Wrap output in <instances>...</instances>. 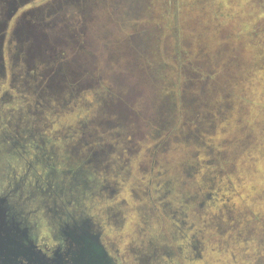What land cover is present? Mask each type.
I'll list each match as a JSON object with an SVG mask.
<instances>
[{
    "label": "rangeland",
    "instance_id": "obj_1",
    "mask_svg": "<svg viewBox=\"0 0 264 264\" xmlns=\"http://www.w3.org/2000/svg\"><path fill=\"white\" fill-rule=\"evenodd\" d=\"M11 1L0 0V20ZM50 1L57 5L54 23L36 30L26 26L27 37L20 33L9 49V23L0 25V149L6 132L15 130L16 135L8 136L20 143L27 139L25 129L43 143L42 166L52 164V149L60 146L54 138L65 139L79 131V137H71L72 144L79 138L80 144L90 141L92 148L100 146L107 158L103 162L107 171L102 173L115 194L100 204L96 196L84 202L125 264H134L130 248H146L152 241L174 252L172 264H190L177 251L190 236L208 264H264V65L259 71L253 65L256 51L260 57L264 54V36L251 41L256 48L237 49L239 67L230 81L219 74L216 84L202 87L199 79L188 76L191 66L196 68L200 60L211 70L215 60L222 67L229 52L195 58L200 45L192 32L199 23L198 17L187 15L191 0H28L25 4L43 6ZM233 1V9L248 21L253 12L246 4L253 0ZM255 2L258 11L252 20L261 16L264 5V0ZM84 4L88 26L79 10ZM206 16L210 19V12ZM230 16L213 21L221 24L220 32L226 36L232 30L239 33ZM259 25L264 26V19ZM51 55L56 60L46 70L42 62ZM60 64L78 74L71 82L76 89L68 86L64 95L51 97L44 89L50 87L49 76L40 80L42 90L28 89V81L36 85L35 67L42 65L37 71L42 75L48 71L51 78ZM110 84L120 88L112 95L117 102L113 108L122 111L123 118L109 114L103 105L107 96L102 91ZM28 112L37 118L22 117ZM21 146L25 144L15 149L20 157L4 162L17 178L24 159H33L32 150L25 149L22 156ZM36 169L39 176L46 172L39 165ZM4 184L0 182V188ZM108 218L111 222L105 225ZM46 236L44 232L40 238ZM156 264L170 263L163 259Z\"/></svg>",
    "mask_w": 264,
    "mask_h": 264
},
{
    "label": "flooded vegetation",
    "instance_id": "obj_2",
    "mask_svg": "<svg viewBox=\"0 0 264 264\" xmlns=\"http://www.w3.org/2000/svg\"><path fill=\"white\" fill-rule=\"evenodd\" d=\"M16 1L19 3H15ZM26 1L28 0H12L3 12V19L0 20V25L9 23L10 26L7 39L5 35V39L8 42L7 49H9L11 42L20 33L24 34L22 36L27 37L25 35L27 32L26 26H29L31 30H36L40 25L51 26L50 24L54 23L53 16L57 10V5L52 4L50 1L43 6H35V4H25ZM84 8H86L85 4L79 10H82L81 12L83 13L84 26H88V10H84ZM10 15L12 18H10ZM40 28L38 29L39 31L42 30ZM0 34H3L2 27ZM29 39H32L36 46L34 38ZM55 60L56 58L53 59L51 55L49 59H45L42 62V65L45 64V66H48L46 70H50ZM42 65L35 67L33 79L37 78L39 81L42 79V74L37 71L38 68V70L44 68ZM55 67L56 70H53L57 71L60 66L57 65ZM67 86L71 87V90L76 89L75 85L68 84ZM103 89L102 94L107 96L113 93L112 90L114 88L110 84V86H105ZM41 101H35V106ZM19 102L22 104L24 101L21 99ZM95 103L96 105L98 104L97 100H95ZM22 117L27 120L37 118L31 112H28L27 116L24 115ZM24 131L22 132L28 136L26 140L20 142L25 144V146L20 147V150L22 156L26 154L25 149L32 150L33 159H24V163L21 164L23 172L18 178L15 171H12L11 168H5L4 163L5 161L8 163L14 156H21V153L15 151L16 147L21 144L15 141L17 138L12 139L8 136L9 134L16 135L17 132L15 130L8 131L6 132L7 135L3 134L4 137L1 140L4 147L0 149V182L5 184L0 188L2 190L0 192V203L5 212V229L14 236L15 242L20 246L23 247L27 242H30L35 250L41 251L47 258L54 260L64 258L66 264H72L74 225L87 224V220L91 219L92 224L97 225L99 228L98 232L93 231V234H98V241L107 260V262L104 261V264H125L123 255L117 245L109 243V238H107V241L105 240L104 228L97 218L89 215L90 210L85 206L84 202L96 196L100 200L98 202L100 204L102 199L111 198L115 194L113 185L102 173V171H107V166L103 163L106 162L107 158L100 151V146L92 148L90 141H82L80 144L77 141L79 138L76 139L77 142L74 141L72 144V138L79 137V131H75V135L65 137V139L62 136L59 139L54 138V141L58 142L60 146L52 149V164L48 163L42 166L43 143L32 137L28 130L25 129ZM36 165L44 167L46 172L39 176L35 173V170H37ZM8 171L9 173L7 174L6 172ZM115 216H111L112 220L115 219ZM111 218H108L105 225L110 224ZM179 224V227H184L183 220H180ZM83 229L92 234L89 228ZM43 231L47 233V236L40 238V235L44 233ZM198 232L201 234L202 231L199 229ZM182 234H184V231H182ZM182 238L183 236L180 235V239ZM187 240L184 239L177 248L184 263L194 264L198 261H203L204 264H208L209 262L204 260L200 253L201 246L193 243L191 236ZM211 251L215 252L217 249H212ZM128 252L131 254L134 264H156L163 262V259L168 260V263L172 264L171 258L174 257L172 250L154 241L147 244L146 248L143 246L132 247ZM0 259V264H6L7 261L4 256ZM18 261H21L22 264L24 263L21 259Z\"/></svg>",
    "mask_w": 264,
    "mask_h": 264
},
{
    "label": "trees",
    "instance_id": "obj_3",
    "mask_svg": "<svg viewBox=\"0 0 264 264\" xmlns=\"http://www.w3.org/2000/svg\"><path fill=\"white\" fill-rule=\"evenodd\" d=\"M191 1H192L191 4L186 9L187 15L191 17L193 16L194 18L198 17V19L195 22L199 23V26L197 24L192 32V34L197 39L196 42L200 45V47L197 48L198 51L195 53L196 55L195 58L198 57V59L199 58L202 59V56L207 57L212 53L223 54L229 52V54L227 53V57L225 61L222 63V67H220L221 65L215 60L211 62V64L213 65V69L211 70L209 68L208 69L204 68V63L203 62L200 63V60L197 61L195 63L196 68L191 66L192 70L188 76L190 77L192 76L195 79H199V83L202 84V87L208 86L210 84H216L219 76L225 77L230 81L233 78V75L235 74L236 67H239L237 49L239 48L242 49V51H244L245 45L249 46V48H252V46L256 48L257 45L256 46L252 45L251 41H255V39L259 40V37L257 38V36H260V34L264 36V26L261 27L259 25V21L261 19H264V5H262L263 10L261 16H257V19L252 20L253 17L251 15H253L255 12L258 11V8L255 9L253 7L256 6L258 2L256 3L255 1L257 0H253L250 3H247L246 4L247 7L251 4L249 9L250 12L253 13L248 15L249 18L247 19L248 21H246L242 19L243 16L240 10L233 9L232 7V3L234 2L233 0H191ZM254 2L256 3V5L253 4ZM206 4L207 6H205ZM202 5H204V8L202 7ZM208 12H210L211 14L210 19H207L208 17L206 16ZM226 14L227 15L233 14V16H230L229 19L233 18L232 19L233 22L235 21L236 24L238 23L239 33H235L232 30L230 36H226L222 33V31L220 32L221 29L219 27L221 26V24L218 23V21L213 22L215 18H219V17L225 19L228 18L225 17ZM238 19L241 20L239 21ZM189 26L190 25H187V27ZM233 39H235V42H237L238 44H234ZM257 40L256 43L259 44ZM231 42L233 44L232 47L230 44ZM228 44H230V48ZM261 55L262 56L260 57L259 50L256 51L253 65L257 67L258 71L264 65V54ZM217 58H222V55H218ZM216 66L220 68H216ZM188 71L189 70H186V72ZM213 87H215V85L212 86V88ZM231 94L233 96H236L235 93L233 94V91H231ZM241 100L242 99H240L239 101L242 103L243 101ZM203 117H207V116L203 115Z\"/></svg>",
    "mask_w": 264,
    "mask_h": 264
},
{
    "label": "water",
    "instance_id": "obj_4",
    "mask_svg": "<svg viewBox=\"0 0 264 264\" xmlns=\"http://www.w3.org/2000/svg\"><path fill=\"white\" fill-rule=\"evenodd\" d=\"M58 66L60 67L57 68V71H55L56 69L52 71L51 78L48 71H45L42 75V78L44 76H49L50 81V87L48 86L44 88L42 85L44 89L49 91L48 94L43 91L44 95L47 94L51 97L52 95L57 97L58 95L63 94V90L68 87L67 85L69 83L71 84L72 78L78 76L77 73L75 74L70 69L64 70L65 67H61V65ZM32 80L36 85H31L28 81V89L32 91L42 90V86L39 84L41 81H37L33 78ZM68 80H70V82ZM117 90H120V88L115 85V88L112 90L113 93L107 95L103 101V105L109 114L117 115L118 118H123V114H121L123 112H118V110L113 108L117 105V102L114 101L115 98L112 95L116 93ZM4 213V209L0 203V258L4 256L7 261L6 264H22L21 261H18L19 259L24 261L23 264H66L64 258H59V260L47 258L41 251L35 250L30 242H27L23 247L15 242L14 236L5 229ZM87 221V224L83 223L81 226L78 224L74 225L75 233L73 239L74 248L72 249L73 258L71 259L72 264H104V261L107 262V260L98 241V234H93V231L98 232L99 228L97 225L92 224L93 222L91 219ZM83 228H89V230L92 231V234L91 232L89 233L85 231ZM8 256H10L9 259Z\"/></svg>",
    "mask_w": 264,
    "mask_h": 264
}]
</instances>
